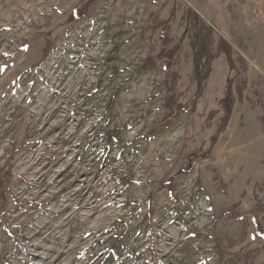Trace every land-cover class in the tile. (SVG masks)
<instances>
[{
	"label": "rangeland",
	"instance_id": "rangeland-1",
	"mask_svg": "<svg viewBox=\"0 0 264 264\" xmlns=\"http://www.w3.org/2000/svg\"><path fill=\"white\" fill-rule=\"evenodd\" d=\"M87 2L0 0V264H264V0Z\"/></svg>",
	"mask_w": 264,
	"mask_h": 264
},
{
	"label": "trees",
	"instance_id": "trees-1",
	"mask_svg": "<svg viewBox=\"0 0 264 264\" xmlns=\"http://www.w3.org/2000/svg\"><path fill=\"white\" fill-rule=\"evenodd\" d=\"M97 0H88L87 3H85L82 7L77 8L74 11L75 16L79 19L82 18L84 16H86L87 14H89V9L90 7L96 2ZM161 38L163 39V42L168 43V35H167V29H163L162 30V35ZM179 47L178 46H173L172 48L166 50V49H162L159 54V58L162 61L163 64V68L164 70L168 71V72H172V68H173V64H174V58L176 56V53L178 52ZM172 76H176L177 78L180 76V73L178 72H173L171 73ZM218 112H219V117L217 119L216 122V127H215V131L213 133V135L211 136V141L212 143L216 142V139L219 138V136L221 137L222 134H224V132L226 131V129L229 126L233 111H234V99L232 97V94L227 91L226 94L219 98L218 101ZM184 110V107H182L181 105H176L174 107V113H172L173 115V120L176 119V117ZM10 174L4 173L1 169H0V200L2 202L1 209L4 212L5 211V202H6V198H7V192L9 191V183H8V178ZM254 220V224L256 225V232L258 234V236L264 238V232L261 230V226L258 222L257 217H253Z\"/></svg>",
	"mask_w": 264,
	"mask_h": 264
},
{
	"label": "crops",
	"instance_id": "crops-1",
	"mask_svg": "<svg viewBox=\"0 0 264 264\" xmlns=\"http://www.w3.org/2000/svg\"><path fill=\"white\" fill-rule=\"evenodd\" d=\"M234 114H235V112H234ZM234 116V115H233Z\"/></svg>",
	"mask_w": 264,
	"mask_h": 264
}]
</instances>
